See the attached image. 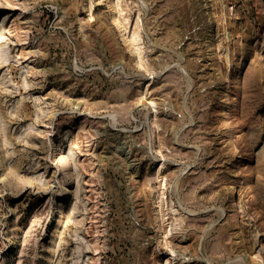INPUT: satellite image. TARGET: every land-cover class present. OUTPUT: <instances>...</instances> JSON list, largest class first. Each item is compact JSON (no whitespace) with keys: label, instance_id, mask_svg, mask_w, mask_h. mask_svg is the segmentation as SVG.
<instances>
[{"label":"rangeland","instance_id":"rangeland-1","mask_svg":"<svg viewBox=\"0 0 264 264\" xmlns=\"http://www.w3.org/2000/svg\"><path fill=\"white\" fill-rule=\"evenodd\" d=\"M0 264H264V0H0Z\"/></svg>","mask_w":264,"mask_h":264}]
</instances>
